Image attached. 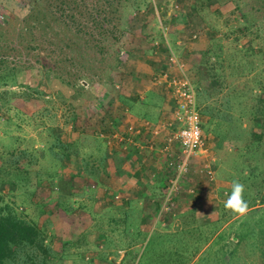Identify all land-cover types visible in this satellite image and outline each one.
I'll use <instances>...</instances> for the list:
<instances>
[{"label":"rangeland","instance_id":"obj_1","mask_svg":"<svg viewBox=\"0 0 264 264\" xmlns=\"http://www.w3.org/2000/svg\"><path fill=\"white\" fill-rule=\"evenodd\" d=\"M38 1L39 3L36 4L37 13L45 10L42 13L48 14L52 19L54 14L51 12L58 7V0ZM65 1L67 2L65 21L70 25L65 31L74 37L75 42L70 46H65V42L64 45L59 42L55 43L58 37V22L54 23L50 20L51 26L46 28L48 31L45 30V33L38 32V27L32 28L31 31L25 29L23 19L32 10L29 5L30 0H0V56L2 58L11 64L22 65L21 62L26 61L25 65L30 63L38 70L42 68L40 63H44L70 80H73L78 73L87 75V78L76 80L77 85L80 86L83 83L84 86H77L78 91L75 92L69 87H58L57 79H52L44 68L40 74L34 69H24L19 72L17 75L18 84L10 88L15 93L8 96L6 102L0 101V155L3 157L1 158L3 161L0 162V179H2L0 194L4 199L15 203L17 207L21 205L18 208L19 212L23 213L28 209L27 213H32L34 210L30 205L31 202L27 203L28 198L23 199L26 197L25 192L28 185L31 186L32 183L20 181L15 184L9 181L15 175L19 176L17 170L22 166L21 162L19 163L21 166L16 168L11 167L10 163L13 165L19 160L26 162L31 175L35 168L38 171L41 170V160L29 150V147L36 144L33 142H37L41 148L43 143L34 141L37 132L30 129L31 126L27 125V119L23 120V115L30 114L35 106H43V109L47 110L46 126L53 132V135H50L51 139L54 135L60 136L62 128L66 127L68 123L72 124L76 130L78 121L73 120L74 115L80 117L79 110L81 108L78 106L94 105L99 100L97 98L103 97L102 92L110 89L115 79L116 70L121 66L120 59L117 63L115 56L120 58L121 50L129 52L130 43L136 45L159 41L162 39L159 29L162 27L170 42L169 45L184 60L195 89L198 91L197 100L203 109L211 100L215 99L212 98L213 95L208 99L206 90L208 83L204 77L206 72L203 71L202 75L200 69H197V67H202L199 60L203 59V55L209 49L211 56L208 63H211L213 69L215 66L221 67L216 69V72L220 74V81L214 85V90L221 92L217 97L230 94L231 105L223 106L221 112L225 116L229 114L232 117L231 123H228L230 126L228 135L238 136L236 139H231V137L225 139V143L222 145L216 142V153L222 162H228L229 171H236V168L241 165L243 167L257 162L258 164L256 163L254 168L249 169L248 176L254 173L257 179L258 175V184L247 186L245 181L243 184L245 189L246 187L251 188L250 194H253L256 187V190L260 192L261 200L264 201V142L258 147L256 143L254 145L252 137H257L258 130L254 127L253 113L251 112L253 111L252 106L256 102L254 98L264 95V0H152L155 4H160V7L156 5L157 7L153 10L145 5L147 0L145 3L143 2L144 4H139L142 6L138 10L134 7L136 0ZM57 11L55 10V18ZM191 32H196L197 37L191 38ZM176 41L179 43L178 47L175 44ZM36 42L38 45L29 53V46L37 44ZM139 49L142 50L140 54H144L143 50H147L146 47ZM80 51H85L89 56ZM137 52L131 50L130 54L133 56ZM156 53L163 57L166 54V49L162 48L161 51L156 49ZM127 55L131 58V55ZM109 64H112V67L105 68ZM113 67H115L114 70ZM108 68L109 71H107ZM117 72L120 73L119 70ZM82 79H85L86 82ZM31 85L33 87L36 85L33 91L29 89ZM57 91L59 94L56 93ZM24 93L30 95L29 100ZM49 94H54L51 102L47 98ZM153 97L156 96L150 93L145 98L146 104L140 105L139 109L148 107L152 109V103H156V99ZM16 107L21 108L20 111L24 110L25 114L17 113ZM8 115L13 121V124L8 128L11 127L14 130L6 133L5 131L9 129H5L6 126L2 120ZM37 116L39 117L38 114ZM42 116V118L45 117ZM204 119L208 123L206 116ZM88 123L91 122L88 121ZM18 126L20 129L15 130V127ZM15 138L19 141V146L17 149L15 148L14 155H11L13 153L10 152L13 147L11 140H15ZM50 138L49 144L53 142ZM99 139H102L104 143L106 141L101 137ZM81 140L82 138L73 141L74 145L77 143L79 149L80 146H86ZM61 143L58 142V146L55 147V152H58L56 155L65 152L66 145ZM94 147L95 143L87 146L88 149H94ZM255 147L258 155L254 150ZM36 159L38 164L35 165ZM2 163L4 164L1 165ZM48 163H51V160H48ZM40 182L35 186L39 187L37 188L39 194L46 190L41 189L43 186L45 188L49 186L44 178H41ZM58 185H60L59 181H56L54 188L59 190L60 186ZM63 185L65 186L64 183ZM38 192H36L34 200L37 199ZM252 196H246L245 199L249 200L246 201L250 202ZM131 213L132 211L130 215ZM24 215L27 214L24 213ZM251 221L259 226L264 223V217L257 212L251 217ZM203 224L202 222L194 226L185 224L179 228L169 226L165 229L158 227L147 237L146 234L144 235L146 227H143V230L140 229L141 233L134 240L126 241L128 246H135L130 247L125 257L123 251H118L121 248L120 245L125 243L123 242L125 238L116 243L114 246L116 251L112 253V258H109L112 260H108L107 264H148L149 258L153 256L151 254V256H146L149 243L153 244L152 246L155 245L159 252L162 251L164 243L158 236H162L167 231H170L168 235L171 241L175 242L174 250L180 252L172 257L169 264H250L252 253L250 250L244 249L241 242L239 245L236 242L241 224H238L237 221L232 222L227 227L220 229V234L214 236L209 242H206L208 241V225ZM181 228L190 231V233L185 234L183 230L178 231ZM165 238H167L166 235ZM154 240L157 242H153ZM109 243H107V247ZM257 255H259L258 250H256ZM99 256L100 258L105 257L104 255ZM144 256L146 257L144 258ZM168 256L169 254H156L153 258L159 257L163 261V258ZM258 264H264V259H261Z\"/></svg>","mask_w":264,"mask_h":264},{"label":"crops","instance_id":"obj_2","mask_svg":"<svg viewBox=\"0 0 264 264\" xmlns=\"http://www.w3.org/2000/svg\"><path fill=\"white\" fill-rule=\"evenodd\" d=\"M159 30L162 39L157 41V46L154 42L137 46L130 43L127 54L131 55V50L138 52L131 58L127 55V58L120 60L121 66L116 70L113 87L111 85L109 90H104L103 97L97 98L99 100L89 107L84 104L78 106L81 109L80 117L77 116L76 120L77 131L70 123L62 128L60 136L54 135L53 139L50 138L53 132L47 126L43 131H39L40 128L36 131L35 141L44 139L49 144L50 138L53 141L50 144H54L45 161L39 158L41 170L35 168L32 171L33 176L44 178L49 186H43L41 189L47 191L43 190L40 194L37 190L39 187H35L38 183L30 186L27 203L31 202L34 210L32 213L25 210V216L38 226H46L45 243L52 250L46 264H107L116 251L114 246L124 238L125 243L120 245L118 251H123L125 257L130 247L135 246L126 244V241L134 239L132 225L141 230L146 227L144 235L147 237L158 227L179 228L201 222L208 225V221L217 219L222 224L220 229L234 221L241 224L236 242L237 245L241 242L244 249L252 253L250 264H258L264 259V223L258 226L251 221L257 212L264 217V201L260 198V192L255 187L253 194H250L251 188L246 187L244 198L253 196L248 202L249 210L245 216H235L223 205L233 180L242 179L247 186L258 184V175L257 179L254 173L248 176L249 169L254 168L257 162L241 165L236 171H229L228 162H222L216 153L214 133L204 119L208 115L203 113V106L197 100L198 91L188 71L186 73L194 86L203 134L211 147L213 161L206 157L191 160L187 171L179 177L180 186L172 194L173 206L161 208L166 186L175 176L169 162L179 159L181 148L177 141H168L171 130L169 123L173 121L169 92L163 85L152 81L153 75L166 66L165 56L163 58L154 53L155 47L159 51L165 48L164 28L160 27ZM175 44L178 47V41ZM143 47L147 50L140 54L142 50L139 48ZM116 83L119 87L115 86ZM150 93L156 96L153 97L156 103H152V109H139L140 105L146 104L145 98ZM33 111H36V106ZM99 137L110 140L105 144ZM81 138L86 146H80L79 154L56 155L58 142L66 145ZM94 143V149L87 148ZM97 147H100V151H97ZM36 161L35 165L38 164ZM55 161H58L57 165ZM205 162L209 163L214 173L213 180L199 172ZM56 181H59V190L54 188ZM189 189H193V192ZM36 192L41 196L37 195L34 200ZM115 195H118V199H115ZM256 250L259 251L257 256ZM99 255L105 257L100 258Z\"/></svg>","mask_w":264,"mask_h":264},{"label":"trees","instance_id":"obj_3","mask_svg":"<svg viewBox=\"0 0 264 264\" xmlns=\"http://www.w3.org/2000/svg\"><path fill=\"white\" fill-rule=\"evenodd\" d=\"M143 2L145 3V0H136L135 5H134L135 9L136 10L140 9L142 5H139V4H144ZM38 3H39L38 0H30L29 5L31 6L32 10L29 13V15H27L23 19V22L25 23V26H26L25 29L27 31H31L32 28L38 27V32L45 33L44 32L45 30L48 31V29L46 28L51 26V23H50V20H51V21H54V23L58 22V26H59L57 30L58 37L55 43L59 42L61 45L62 44L64 45V42H65V46L66 45L70 46L71 44L75 43L74 37L69 35L70 34L69 32L67 33V31H65V30H68V28L70 27L67 21H65L66 20L65 13L67 11V2L65 0H58V3H57L58 7L54 8V10H52L51 12V14H54L55 16V10H58L56 13L57 17L55 18L54 16L50 15L52 16V19L51 17L48 16V14L42 13L45 10H42L41 12L38 11L37 13L36 4ZM145 5L150 10L155 9L157 6L160 7V4H155L152 0H147ZM43 35L46 36L45 34ZM37 45L38 43L34 45H30L29 53ZM80 52L86 53L85 51H80ZM87 56H89V54H87ZM210 56H211V50L208 49L207 53L203 55V59L199 60V64L202 67H197V69H200L201 71L200 74L202 75H203V71L204 73L206 72L204 74L205 75L204 77L207 79V83H208L206 87V90L208 91V99L211 98L212 95H213L212 98L215 99V100H211V102L208 103L206 108H204L203 113L208 115V125L215 135L214 137H215L216 142L222 145L225 139H228L229 137H231V139L233 138L236 139L238 135H234V136L228 135V132L230 130V126L228 123H231L230 120H232V117H230L229 114H227L226 116L223 115L221 112L222 111L221 108L223 106L225 107V105H228V104L231 105L230 101H232V99L230 97V94L221 95V97H217V95H220L221 92L214 90V85H217L220 81V74L216 72V69H219L221 67L215 66V68L213 69V66L211 65V63L210 64L208 63ZM115 57H116V62L118 63L120 58H117V55ZM21 63L22 65L15 64V63L11 64L7 62L5 58H2L0 56V88H2V91H0V101L6 102V98L15 93L10 88L18 84L17 75L19 74L20 71L24 69H34L36 72H39L40 74V72H43L42 68H44L45 72L48 73V75L52 79H55V78L57 79L56 83L58 84V87L60 88L69 87L73 89L75 92L78 91L77 89L78 87L84 86L83 83H81L80 86L77 85L78 79L84 78L87 76V75L78 73L77 75L74 76L75 78L73 80H70V78L65 77L63 74L58 72L56 69L49 67L45 65L44 63L41 64L39 62L40 66L42 67L39 70L36 69L34 65L30 63L28 65H25L26 61H22ZM74 65H76V62H74ZM220 66H221V63H220ZM107 67H112V64L105 66V68ZM114 69L115 67H113V70ZM107 71H109V68ZM82 80L86 82L85 79H82ZM34 88H36V85H34V87L32 85L29 86V89H31L32 91ZM58 92L59 91H57L56 93L59 94ZM24 95L29 100L30 95L26 93H24ZM49 95L47 98H48V101L51 102L52 99L54 98L53 97L54 94H51L50 96ZM254 100H256V102L255 104H253L252 106L253 111L251 112L253 113L254 127L258 130V133H256L257 137H252L254 139L252 140L254 142V145L256 143V146L258 147L262 142H264V95L255 97ZM16 108L17 109L15 111L17 113L25 114L23 113L24 110L20 111L22 110L21 108L19 107H16ZM45 113H46V109H43V106L39 107L38 105L36 106L35 112L31 111L30 114L23 115V118H24L23 120H26V119L28 120L27 121L28 124L27 122L26 124L31 126L30 129L32 131H37L39 128H40L39 131H43L44 129H46L45 118H47V113L46 114ZM37 114L39 115V117L37 116ZM42 115H44L45 117L42 118L43 117ZM141 115L142 114H140V116ZM0 118H1V115H0ZM76 120H77V117L76 115H74L73 121L76 122ZM12 122L13 121L11 119V116L9 115L5 119L2 120V123H4L6 126L5 129H9L5 131L6 133H9L10 131L14 130V129H11V127L8 128V126H11L13 124ZM77 128L78 127H76V131H77ZM18 129H20V126L15 127V130H18ZM39 136L40 137L42 136V132L39 134ZM15 140H11L13 142V147L10 151L13 153H11V155L12 154L14 155L15 148L17 149L19 146V143H18L19 141H17V138H15ZM38 141L43 143V145H41V148L38 145H35V146L33 145L29 147L30 148L29 150L33 152L36 156H38V158H41L43 161H45L46 157L50 154L51 150L53 149L54 144H46V147H45L44 139H40ZM34 143H37V142H33V144ZM79 150L80 149H79V146H77V143L76 145H74L73 141H71L66 144L64 155L74 156V155L79 154ZM254 150L256 151V154L258 155L256 147ZM97 151H100V147H97ZM53 152L54 151H52V153ZM1 158H3L2 155H0V162L3 161V159ZM19 163L22 164V166ZM3 164L4 163H2L1 165ZM55 164L57 165L58 161H55ZM10 166L15 167V168L21 166L17 170V172L19 173L18 174L19 176L15 175L16 177L14 176L11 179H9V181L12 183L14 182L15 184L16 183L18 184V182L22 181V182H27L28 184L32 183L33 185V184L39 183L41 180L40 178H37V176L31 175L29 166L24 161L19 160L18 163L14 162L13 165L10 163ZM1 170L3 171V173H5V171L2 168ZM0 181L2 182V179H0ZM29 190H30V186L28 185L27 191L25 192L26 197H24L23 199L28 198ZM21 199H22V196H21ZM20 206L17 207L15 203H11L7 201L6 199H4L3 195L0 194V264H46V262H48L49 260L48 257L52 254L51 248L49 247L47 243H45V239L47 238V235L44 230L46 226L45 228L44 226H38L31 220L27 219L26 216L24 215V213H26L25 210L23 211V213L19 212L18 208ZM228 218L229 217H227L226 219H223V221L227 220ZM221 225L222 224L219 219L214 220V221H208V242L211 241L214 236H216L217 234H220ZM132 227H133L131 231L132 237L136 238V236L140 233V227L134 226V225H132ZM124 230H126L125 227H124ZM182 230L185 232V234L190 233V231L184 230L182 228L178 231H182ZM165 235L167 238H165ZM158 238L160 239V241H162V243H164V247L162 248V251L159 252V250H157V247L155 245L152 246L153 244L149 243L148 254L146 256L150 254L153 256L156 254H164V255L169 254V256L163 258V261H161L159 257L153 258V256L150 255L151 257L149 258L150 260L148 261V264H161V263L169 264L170 260H172V257L178 255L180 252H177V250H174L175 242L171 241L170 236L168 235V232L164 233L160 237L158 236ZM153 242H157V241L154 240ZM146 256H144V258Z\"/></svg>","mask_w":264,"mask_h":264},{"label":"built area","instance_id":"obj_4","mask_svg":"<svg viewBox=\"0 0 264 264\" xmlns=\"http://www.w3.org/2000/svg\"><path fill=\"white\" fill-rule=\"evenodd\" d=\"M196 37L197 33L191 32V38ZM164 41L166 66L153 75L152 81L163 85L169 92L173 121L169 123L171 130L168 141H177L181 148L179 159L169 162L175 176L171 177L166 186L161 208L167 209L173 206L172 194L180 186L179 177L187 171L191 160L206 157L213 161V156L211 147L203 134L202 117L196 106L194 86L186 73L185 62L169 45L170 42L166 37V33L164 34ZM154 44L157 46L158 42L154 41ZM156 49L155 47L154 53H156ZM126 55L127 52L121 50L120 60L126 58ZM115 86L119 87V84L116 83ZM109 140L107 141L109 142ZM199 172L205 174L209 180H213L214 173L208 162L201 165ZM189 191L193 192V189H189ZM115 199H118V195H115Z\"/></svg>","mask_w":264,"mask_h":264},{"label":"clouds","instance_id":"obj_5","mask_svg":"<svg viewBox=\"0 0 264 264\" xmlns=\"http://www.w3.org/2000/svg\"><path fill=\"white\" fill-rule=\"evenodd\" d=\"M230 187V193L226 194L224 208L237 216H245L249 210L248 202L244 198L245 185L239 180H233Z\"/></svg>","mask_w":264,"mask_h":264}]
</instances>
